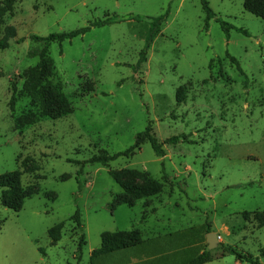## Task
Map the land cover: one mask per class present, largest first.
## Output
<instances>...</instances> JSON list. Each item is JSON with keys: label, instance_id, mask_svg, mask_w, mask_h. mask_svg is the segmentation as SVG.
I'll list each match as a JSON object with an SVG mask.
<instances>
[{"label": "rangeland", "instance_id": "obj_1", "mask_svg": "<svg viewBox=\"0 0 264 264\" xmlns=\"http://www.w3.org/2000/svg\"><path fill=\"white\" fill-rule=\"evenodd\" d=\"M205 1L208 31L200 0H0V42L8 44L0 52V177L15 172L24 191H37L17 213L0 203L4 245L31 244L48 264H90L102 233L137 230L141 246L93 264H148L157 255L182 264L208 251L209 231L221 239L208 264H248L221 257L220 244L264 264V227L242 218L264 212V20L244 11L245 0ZM115 16L138 19L52 43L35 78L44 43L33 37ZM218 19L247 36L232 30L227 39ZM149 123L160 143L180 135L187 143L164 145L161 158L144 144L129 159L90 163L128 150ZM123 187L161 192L132 201ZM118 199L132 207H115ZM77 210L80 227L70 222ZM61 223L52 246L48 230ZM159 238L167 248L156 253Z\"/></svg>", "mask_w": 264, "mask_h": 264}, {"label": "trees", "instance_id": "obj_2", "mask_svg": "<svg viewBox=\"0 0 264 264\" xmlns=\"http://www.w3.org/2000/svg\"><path fill=\"white\" fill-rule=\"evenodd\" d=\"M201 1L202 11L204 13V31H208L209 29V22L213 19V13L210 9L208 3L205 0ZM243 9L245 12L251 14L257 19L264 20V0H245L243 4ZM168 17V13H164L154 19V25L152 26L151 32L155 34L157 29L166 21ZM135 18H109L105 17L103 20H98L90 24L89 27L80 28L71 32H63L59 34H51L45 38L33 37V39L37 41H41L44 43V49L40 54L38 64L31 70L32 73L35 74V78L38 81H41L43 70L47 64V47L52 43L61 44L63 42H70L73 39L83 36L88 33L92 28H102L106 26H111L115 24H119L125 21L136 20ZM222 32L224 33L227 39L230 38V32L232 30L242 33L243 35L247 36V32L242 28H236L220 19L216 21ZM9 33V34H8ZM8 37H14V30L12 28H8ZM8 49V44L5 42H0V52ZM231 63L236 67L239 73H242V70L239 66L238 61L226 55ZM59 97L64 100V97L59 94ZM9 106L12 109L14 107V96L11 97ZM64 114H68V112H64ZM179 143H187L185 136H175L169 138L164 143H160L155 135L152 132V128L149 125L142 131L136 135L135 141L133 145L123 153H118L114 155H108L106 152H101L97 157L93 158L90 163H95L101 166H108V164L112 161H115L119 158H126L129 159L133 156L144 144H149L154 154L161 158L164 157V145H177ZM109 175L112 179H115L116 174L112 171L109 172ZM123 193L125 197H131L132 201L142 200L146 198H151L157 196L161 192L160 187H150L146 189L141 188H133V187H123ZM37 191H29L26 192L23 190L18 175L14 172L9 175L1 176L0 177V203L1 206L9 209L13 212H19L22 209L23 203L26 199L36 195ZM119 205H127L132 207V203H127L123 199L116 200L115 207ZM242 218L245 222H256V227L258 229L264 227V212L254 211V212H245L242 214ZM251 218V220H250ZM80 212L77 210L74 215L72 216L70 222L72 221L77 227H80L82 224L80 222ZM63 223L58 224L48 230V237L51 241V244L54 246L61 240V232L63 230ZM209 234V231H207ZM100 247L94 251H92L90 255V264H93L96 258L107 256L115 252L136 248L141 246L143 241L140 237V234L137 230L129 231V232H104L100 236ZM85 245L84 240H80L78 250L81 251L82 247ZM222 249V256L225 255H232L235 256L238 262H245L248 264H263L259 261L258 258H254L251 255H243L236 252L233 248L224 247L220 244ZM259 256L264 259V249L259 251ZM214 260L211 254L208 251H203L199 255L189 259L188 261L182 264H207ZM70 264V263H67Z\"/></svg>", "mask_w": 264, "mask_h": 264}, {"label": "crops", "instance_id": "obj_3", "mask_svg": "<svg viewBox=\"0 0 264 264\" xmlns=\"http://www.w3.org/2000/svg\"><path fill=\"white\" fill-rule=\"evenodd\" d=\"M260 229H258V230H260ZM225 231L227 232L226 228H225ZM218 238L221 239L220 236H218ZM8 241H4V240L0 239V264H48L45 260L46 257L44 255V253L40 249H37V248L32 249L30 246L31 244H29V245L24 244V243H21L20 241L17 244H16V242H12L8 246L4 245ZM161 242H162V240H160V238L157 239V241L156 240L152 241V243L156 245V246H154L156 253L165 251L167 248L166 245H164V248L162 247V245H159ZM50 244H51V241H50ZM127 250H129V249H127ZM123 251H125V250H123ZM110 255H112V254H110ZM225 256H227V255H225ZM225 256H222V257H225ZM155 257L156 258H153V259L151 258L149 260L148 264H164V260H163L162 256L157 255ZM127 264H145V262H141L140 260H138V261L136 260V261H129Z\"/></svg>", "mask_w": 264, "mask_h": 264}, {"label": "water", "instance_id": "obj_4", "mask_svg": "<svg viewBox=\"0 0 264 264\" xmlns=\"http://www.w3.org/2000/svg\"><path fill=\"white\" fill-rule=\"evenodd\" d=\"M206 242H207V250L211 251L213 249H216L218 247V237L217 235L213 233H209L206 237Z\"/></svg>", "mask_w": 264, "mask_h": 264}, {"label": "built area", "instance_id": "obj_5", "mask_svg": "<svg viewBox=\"0 0 264 264\" xmlns=\"http://www.w3.org/2000/svg\"><path fill=\"white\" fill-rule=\"evenodd\" d=\"M219 239V238H218Z\"/></svg>", "mask_w": 264, "mask_h": 264}]
</instances>
